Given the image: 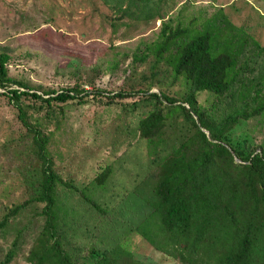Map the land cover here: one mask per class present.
I'll use <instances>...</instances> for the list:
<instances>
[{"label": "rangeland", "instance_id": "374dc122", "mask_svg": "<svg viewBox=\"0 0 264 264\" xmlns=\"http://www.w3.org/2000/svg\"><path fill=\"white\" fill-rule=\"evenodd\" d=\"M155 1L162 18L144 19L131 0H0V51L8 54L7 74L25 81L36 92L75 84L90 88L93 84L109 92L148 86L149 90L161 89L178 96L182 92L180 82L171 81L167 66L162 60L154 63L152 54L134 71H128L134 51L142 52L157 39L161 19L169 21L170 27L190 19L192 28L203 27L209 20L214 26L212 43L219 41V48L227 50L239 39L248 40L257 56L249 63L247 74L257 77L264 72V0L149 2ZM198 98L203 103L210 99L204 91ZM105 99L99 93L84 102L57 101L62 106L53 112L54 118L44 116V107L30 110L31 116L41 121V131L49 132L44 150L50 168L70 184L56 182L53 186L61 214L54 213L61 247L69 252L80 246L77 260L85 264L86 247L103 249L127 240L132 256L142 264H182L138 231H128L126 214L117 211L123 197L130 195L132 201L135 184L153 165L152 154L158 151L157 155H163L174 147L179 126L169 119L164 128L168 136L138 138L136 121L151 108L150 103L131 107L125 103L131 97L113 103L103 102ZM16 112L6 96L0 95V218L6 216L0 229V261L7 257V264H34L27 255L41 243L38 233L43 228V202L34 196L42 160ZM246 125L259 141L264 136V113L237 126L232 136L243 135ZM108 165L110 172L94 184L93 178ZM89 200L103 206L104 213L96 212ZM16 205L15 212L8 213Z\"/></svg>", "mask_w": 264, "mask_h": 264}, {"label": "trees", "instance_id": "16d2710c", "mask_svg": "<svg viewBox=\"0 0 264 264\" xmlns=\"http://www.w3.org/2000/svg\"><path fill=\"white\" fill-rule=\"evenodd\" d=\"M131 1H135L144 19L163 17L156 1ZM191 21L186 20L184 25L177 21L170 27L169 21L161 19L157 39L145 45L142 52L134 51L129 62L131 72L150 54L154 63L162 60L171 81L178 79L182 86L178 96L161 89L149 90L148 86L109 92L93 84L90 88L75 84L36 92L25 81L7 74L8 54L0 51V87L3 88L0 95L16 107V116L31 134L42 160L34 199L43 202L40 212L44 221L38 233L41 243L27 255L31 263L83 262L76 255L80 246L68 252L62 249L58 239L54 213L60 214V208L54 199L53 186L56 182L70 184L50 168L44 150L49 132L41 131L38 126L41 121L35 120L30 110L44 107V116L54 118L53 112L62 106L57 101L84 102L88 96L93 98L103 93L105 103L124 97H131L125 102L131 107L150 103L151 108L136 121L138 138L168 136L164 128L169 119L179 126L174 147L163 155H157L158 151L152 154L153 165L135 184L132 201L130 195L123 197L121 206L117 207L120 214H126L128 231H138L154 247L182 264H264V136L255 140L247 125L243 135L232 136L237 126L264 113V72L257 77L247 74L251 68L249 63L257 56L248 40L234 41V47L229 50L219 48L221 42L212 43L211 21L206 20L203 27L195 28L190 27ZM241 58L245 61L243 64ZM87 79L92 82L91 78ZM8 83L18 86L9 87ZM202 91L210 98L205 103L198 98ZM27 99L31 102L26 103ZM109 172L110 166H105L92 182L99 184ZM91 205L96 212L104 213L103 206L94 201ZM16 207L8 213H14ZM5 219V215L0 218V229ZM121 242L103 249L86 247L85 264H142L132 256L127 240L124 244ZM5 258L0 264H7Z\"/></svg>", "mask_w": 264, "mask_h": 264}, {"label": "water", "instance_id": "95a60500", "mask_svg": "<svg viewBox=\"0 0 264 264\" xmlns=\"http://www.w3.org/2000/svg\"><path fill=\"white\" fill-rule=\"evenodd\" d=\"M205 132H206V130L205 129H203ZM236 160H238L237 158H235Z\"/></svg>", "mask_w": 264, "mask_h": 264}]
</instances>
